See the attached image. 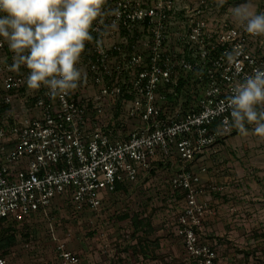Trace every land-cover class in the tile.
Masks as SVG:
<instances>
[{
	"label": "built area",
	"instance_id": "obj_1",
	"mask_svg": "<svg viewBox=\"0 0 264 264\" xmlns=\"http://www.w3.org/2000/svg\"><path fill=\"white\" fill-rule=\"evenodd\" d=\"M91 35L78 65L86 77L55 97L27 87L28 69L13 68L0 40V219L45 218L57 198L97 210L117 184L176 162L174 235L193 264H228L202 236L215 188L201 181L206 167L187 165L237 129L226 101L264 70V35L232 20L226 0H107ZM55 254L53 264H81L61 242Z\"/></svg>",
	"mask_w": 264,
	"mask_h": 264
},
{
	"label": "rangeland",
	"instance_id": "obj_2",
	"mask_svg": "<svg viewBox=\"0 0 264 264\" xmlns=\"http://www.w3.org/2000/svg\"><path fill=\"white\" fill-rule=\"evenodd\" d=\"M263 2L259 1L260 4ZM254 127L250 125L246 133L231 135L224 148L211 154V162H207L206 168L208 178L205 180L207 186L215 188L211 192H215L218 199H211V193H206L203 198L218 201V204L213 203L220 214L223 211V220L217 222L218 228L232 234L231 242L239 253L245 252L256 262L264 263V138L255 134ZM201 163L204 164L198 160L191 166L196 169ZM165 165L156 167L154 172L142 179L139 177L126 194L110 195L97 210L77 206L68 198H58L55 212L51 215L47 212L48 216L36 219V222L4 225L3 228L11 226L8 235L14 239L7 252V264H43L47 262V252L53 254V247L58 241L74 252L84 248L82 240L87 237L85 242L93 243L95 250L92 252H95L97 261L113 258L118 263L115 251L123 253V239L152 237L159 226L169 230L170 224L174 223L173 213L184 205L183 197L169 187L174 171L179 168ZM221 197L223 201L219 199ZM125 214H142L144 219L149 220L146 231L132 233L126 225L131 218L121 219ZM87 232H92V235ZM79 237L82 240L78 241ZM39 254H45V258L42 256L44 261L36 256Z\"/></svg>",
	"mask_w": 264,
	"mask_h": 264
},
{
	"label": "clouds",
	"instance_id": "obj_3",
	"mask_svg": "<svg viewBox=\"0 0 264 264\" xmlns=\"http://www.w3.org/2000/svg\"><path fill=\"white\" fill-rule=\"evenodd\" d=\"M107 0H0V40L14 54L13 68L28 69L26 85L42 86L51 96L68 95L86 77L78 67L91 42V29L102 15ZM250 0L233 16L253 36L264 35V12H256ZM231 58V57H230ZM226 103L233 126L246 133L254 125L264 138V70L255 69L232 88Z\"/></svg>",
	"mask_w": 264,
	"mask_h": 264
},
{
	"label": "crops",
	"instance_id": "obj_4",
	"mask_svg": "<svg viewBox=\"0 0 264 264\" xmlns=\"http://www.w3.org/2000/svg\"><path fill=\"white\" fill-rule=\"evenodd\" d=\"M259 1L260 0H250L251 4L255 6L254 10L256 12H261L264 8V2L260 4ZM244 4H245V0H231L230 5L227 7V14L230 16L232 20H236L233 16L234 10L240 6H243ZM210 159L211 157L209 159H205L203 161L204 164L202 163L199 164L196 169L192 167V171L198 172L199 168H201L202 166L207 168V162H211ZM174 165L178 166L176 162L173 164L168 163V165L166 164L165 166L171 167ZM201 178H202L201 180L202 183L206 184L207 181L205 179L208 178L207 172L203 173L201 175ZM140 179L142 178L140 177ZM126 186H127V189L125 190V192L121 194H126L131 184H128ZM211 194H212L211 199H214V200L218 199V197H215L217 196L215 192H211ZM107 198H110V195H105L103 202ZM219 199H221L222 201L224 200L222 197ZM57 201H59L58 198L55 199L52 205L50 206L48 210V213L50 215L52 214V212H55V206H56L55 203H57ZM209 201H210V207L213 210V214L207 216L203 222V227H202L203 228V232H202L203 239L214 244L215 247L219 251L220 257L226 260L228 264H244L245 262H256L257 260L252 258V256L250 257L249 255L246 256L247 254L245 255L244 253H239V250L236 248L235 244L231 242V239H233V236L231 233L227 232L224 229L221 230L220 228H218L217 222H220L223 220L222 218L223 211L220 214V210L213 205V203L218 204V201H212V200H209ZM179 209H181V207ZM127 220L129 219L127 218ZM26 221L36 222L37 220L27 219ZM126 225L128 229L132 230L131 231L132 233L135 232L134 229L132 228L131 221L129 223H126ZM170 225L171 226L169 227V230L168 229L164 230L163 229L164 226H159L160 228H156V230L158 231H155V234L152 237H148V236H146V238L139 237L136 240H133V237L130 238V240L129 238L123 239L125 242V248H124V251H122L123 253L119 254L117 250L115 251L116 261L118 263H115L114 262L115 259L113 258L111 259L112 261L110 260V258H109L110 261H108L107 257H106L107 258L106 260L105 259L100 260V261H103L104 263L97 261L98 259L94 255L95 252H92L95 250L93 243L88 244V241L85 242L86 240H88L89 237L84 238L83 240L81 239V237L77 238L78 241L80 240L84 241V244H83L84 248L80 247L79 250L75 249L74 252H72V250L71 252L76 254L79 257L81 264H193L186 257L183 251L182 241L174 235L173 223H171ZM147 228L148 227H145L143 230L146 231ZM91 233L92 232H87L89 236L92 235ZM78 236L80 235L78 234ZM50 237H52L53 241H55V238L53 237V235H51ZM125 237L127 238V236ZM138 240H144V243H146L143 245L144 255H142L141 253L136 254L133 252V246L137 243ZM114 241H115V246H116V239ZM117 243L119 244V240L117 241ZM44 255L45 254H42L40 256L39 254L36 256L40 258V261H44L43 260V257L45 258ZM55 259H56V254H55V245H54L53 254L47 252V262H44L43 264H53Z\"/></svg>",
	"mask_w": 264,
	"mask_h": 264
},
{
	"label": "trees",
	"instance_id": "obj_5",
	"mask_svg": "<svg viewBox=\"0 0 264 264\" xmlns=\"http://www.w3.org/2000/svg\"><path fill=\"white\" fill-rule=\"evenodd\" d=\"M230 3H231V0H226L227 7L230 5ZM245 127H246L247 131L250 130L249 124L245 125ZM240 133H242V132H240L236 129L233 135H238ZM166 164L168 165V163H166ZM161 166H162V163H157V167H161ZM190 166L191 165H187V168H189ZM191 168H192V166H191ZM152 171L154 172L155 170H151L150 172H152ZM126 189H127L126 184H117L116 188H115V193H113V194L117 195V194L123 193V192H125ZM113 194H111V195H113ZM128 217L131 218V225H132V228L134 229L135 232L142 231L145 227H147L149 225V223H148L149 220L144 219L142 214H137V215L135 214L132 216H130L129 214H125L121 217V219H125ZM14 223L18 224L14 221H5L4 219H0V253H1V257L6 260V264H7V256H8L7 252L11 248V246L13 245L14 239L10 235H8V229H10L11 226H8L6 228H3V226L6 224H14ZM12 230H11V233H12ZM144 244H146V243H144V240H138L137 243L133 246V252L136 254L141 253L142 255H144V250H143ZM240 253L245 254V252H240Z\"/></svg>",
	"mask_w": 264,
	"mask_h": 264
}]
</instances>
